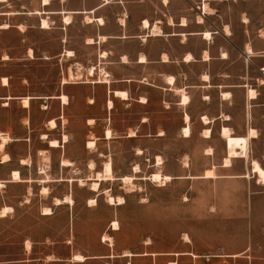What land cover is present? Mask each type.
Returning <instances> with one entry per match:
<instances>
[{"label": "crops", "instance_id": "1", "mask_svg": "<svg viewBox=\"0 0 264 264\" xmlns=\"http://www.w3.org/2000/svg\"><path fill=\"white\" fill-rule=\"evenodd\" d=\"M36 1L23 0L18 4L17 0H0V26L9 24L8 28L0 29L15 27L25 32L28 20L14 23V18L29 17L37 11L42 12L39 14L42 30L51 29V20L58 18V50L44 58L55 63L62 75L73 73L79 76L75 83L89 89L84 97L90 100L89 107L100 108L98 102L102 101L103 115L94 113L87 118L91 121L88 123L91 129L105 122L103 133L95 137L96 146L98 140L107 144L106 148L98 150L100 156L113 154L112 143L117 137L131 140L166 137L167 130L162 126L160 114L172 112L178 114L175 121L179 124L177 138L200 141L201 155L209 161L203 168L195 169L192 153H179L177 157H180L185 178L221 180L247 176L248 173L251 175L254 158L245 167H236L233 159L230 165H225L228 141L223 129L228 128L235 136H248L251 130H255L256 136L250 141L260 136L259 125L264 123V0H115L106 4L102 0H95L92 4L85 0L77 3L50 0L49 4L44 0ZM87 17H92L93 21H88ZM43 19L49 21L50 28L42 27ZM21 25H24V30ZM206 33L210 36L207 37ZM91 70L95 72L93 76ZM98 77L107 80H96ZM8 80L9 83L4 85L0 78V134L10 137L0 148V222L17 219L21 206L30 210L35 193L40 197L39 214L51 216L59 206L70 203L64 202L65 195L51 196V202L47 201L52 194V183L62 180L42 182L51 167L40 157L53 149L64 150L66 142L59 130V119L71 103V95L65 91V84L69 83L63 82L58 94L30 96L31 100L42 99L48 105L44 108L48 110L52 103H57L59 107L57 114L48 111L39 127L33 124L35 115L31 112V101L29 106H24L23 98L27 96L14 93L10 77ZM101 90H104L102 98L99 97ZM251 90L255 92L254 97L249 94ZM118 92L126 93V97ZM62 95L69 97V103H63ZM184 98H187L186 101ZM16 103L22 104L28 113V124L14 122L11 107ZM133 106L139 108V112H134L135 120L122 128V118L128 113L126 110ZM51 120H56L55 128L49 125ZM187 127L190 134L185 135ZM19 130H22L20 134ZM108 130L112 132L111 137L106 136ZM44 134L47 137H43ZM216 137L224 144L221 158L216 157L218 152L213 144ZM53 139L58 140L60 145H50ZM147 151L149 148L139 146L136 154L146 156ZM152 155L154 161L151 167L155 171L172 178L184 177L167 172L166 159L158 164V157L166 156L163 151L153 152ZM184 156L187 163H183ZM63 160L65 158L62 157L59 161L61 170L72 165H63ZM110 162L112 164V160ZM208 170H213L215 176L206 177ZM16 171L19 172V179L14 177ZM103 171L113 174V166L110 169L105 166ZM44 187L48 192L43 191ZM56 199L63 202L56 203ZM6 208L7 212L3 213ZM45 208H50L52 213H44ZM31 239V249L26 247L28 239L24 240L25 253L34 249V240ZM125 252L121 257H129L124 255ZM146 254L132 253L131 256ZM185 255L191 259L202 256L194 248L185 251ZM73 256L70 259L79 262ZM112 256L114 254L95 257L98 260ZM27 261L0 260V264ZM172 262L178 264L177 260L169 264Z\"/></svg>", "mask_w": 264, "mask_h": 264}, {"label": "rangeland", "instance_id": "2", "mask_svg": "<svg viewBox=\"0 0 264 264\" xmlns=\"http://www.w3.org/2000/svg\"><path fill=\"white\" fill-rule=\"evenodd\" d=\"M17 1L19 4L23 0ZM79 1L71 0L72 3ZM85 1L92 4L95 0ZM25 20H28L25 32L15 27L0 29L1 81L4 76L10 77L13 92L19 96L35 98L58 94L64 78L79 80L78 75L75 79L62 75L55 63L44 58L58 50L60 21L54 17L50 22L51 29L46 30L41 29L38 14L14 18V23H25ZM6 54L10 56L9 60H4ZM100 78L104 79L98 77L96 80ZM75 82L65 84L71 103L59 119L60 133L67 136L64 150L53 149L40 157L41 161L50 164L47 173L50 177L63 178L52 183V194L47 201L51 202V196L70 195L74 203L59 206L54 215L41 216L40 197L35 193L30 210L21 206L17 219L0 222V260H28L21 264H169L174 260L178 264H264V184L258 176L248 173L247 176L221 180L185 178L180 157H177L179 153L191 152L195 169L203 168L209 161L201 155L200 141L177 138L179 124L175 121L178 114L172 112L160 114L162 126L167 130L166 137L157 140L117 137L112 143L113 154L100 156L98 150L107 147L106 141L98 140L97 146L93 147L88 146V142L94 140L96 143L95 137L103 133L105 122L91 129L88 124L91 121L87 118L94 113L103 115L105 109L102 101L98 102L100 108L89 107L90 100L84 98L89 89ZM103 94L104 90H101L99 97L102 98ZM45 106L48 107L42 99L31 100L34 125L40 127L48 111L52 114L59 112L57 103H52L49 110ZM11 110L14 122L28 124V113L22 104H13ZM138 110L136 106L126 110L128 113L122 118V128L134 122V112ZM259 126V138L249 140V157L233 158L236 167H245L253 158L264 166V123ZM213 144L218 152L216 157L221 158L223 141L216 137ZM227 145L229 154L232 145L229 141ZM139 146L149 148L146 156L136 154ZM156 151L166 154L165 158H160L162 161L166 159L167 172L184 177L172 178L165 184L143 179L158 172L151 167L152 153ZM62 157L72 163L64 170L59 168ZM186 158L184 156L183 163H187ZM110 160L115 180L102 182L100 193H96L91 190L95 173L104 172L105 164ZM90 163L95 164L94 169L90 168ZM140 164L143 170L136 173L135 166ZM126 175L135 176L134 188L129 189L120 179ZM106 189L109 192H104ZM109 194L123 196L125 202L110 204ZM93 197L97 198V203L90 206L88 199ZM114 221H118L119 229H113ZM105 235L112 237L111 246V241H104ZM30 238L34 240V249L25 253L24 240L28 239L26 247L31 249ZM191 248L202 256L195 259L186 256L185 251ZM125 251L148 254L121 257ZM74 254H83L87 260L74 262L70 259ZM102 254L114 256L97 260L95 256Z\"/></svg>", "mask_w": 264, "mask_h": 264}, {"label": "bare ground", "instance_id": "3", "mask_svg": "<svg viewBox=\"0 0 264 264\" xmlns=\"http://www.w3.org/2000/svg\"><path fill=\"white\" fill-rule=\"evenodd\" d=\"M46 4H49L50 3V0H44ZM45 12V11H44ZM38 15L41 14L42 12H39L37 11L36 12ZM67 19V21H69V17H65ZM88 21H93V18L92 17H87ZM102 21V20H101ZM184 21V20H183ZM145 25L148 26L149 23L148 21L145 22ZM0 27L2 28H8L9 27V24H4V25H1ZM23 30H24V25H21L20 26ZM42 27L43 28H50V23L48 20L46 19H43L42 21ZM154 32H156L155 30H153ZM206 36L209 37L210 34L209 33H206ZM70 54V52H69ZM4 59H9V56L8 55H5L4 56ZM91 75L93 76L95 74L94 70H91L90 71ZM75 75L73 73H71L70 75V79H75ZM107 80V78H105L104 80L103 79H100V81H105ZM3 84L4 85H7L9 83V80L8 78L4 77L3 78ZM64 83H70V82H75V81H71V80H68L66 78H64L63 80ZM118 94L122 95L123 97H126V93L124 92H118ZM250 96L251 97H254L255 96V92L254 90H251L250 91ZM63 101L64 104H67L69 103V97L67 95H62L60 97ZM187 98H184V100L186 101ZM30 101H31V97L30 96H27V97H24L23 98V104L24 106H29L30 105ZM109 105L111 106L112 105V102L110 101L109 102ZM188 118V117H187ZM207 120V118H205ZM49 125L52 127V128H55L57 126V122L56 120H51L49 122ZM185 135H188L190 134V129L187 127L185 130ZM207 134L209 132H206ZM252 133H255V135H253ZM131 134H133V132H131ZM223 135L226 137V139L231 143L232 147L231 149L229 150V154L228 156L225 158V165H230L231 162H232V159L234 157H244V158H248L249 157V140L251 137H255L256 136V132L255 130H251L248 134V136H235V135H231V132L228 128H224L223 129ZM106 136L107 137H111L112 136V132L111 130H108L107 133H106ZM0 137L2 138V143L0 144V148L2 149L3 146L5 145V143L7 141L10 140V137L8 135H2L0 134ZM43 137H47L46 134L43 135ZM67 141V136L65 135L64 136V142ZM50 145L52 146H59V141L56 140V139H53L50 141ZM88 146L90 147H93L95 146V141H89L88 142ZM4 158H7V156H5ZM162 163V159L160 157H158V164H161ZM63 165H71V162L68 161V160H63ZM112 166L111 162L109 161L108 163H106V169H110ZM92 169H94V164L92 163L91 164V167ZM141 169H140V166L139 165H136L135 166V172L138 173L140 172ZM252 173H254L256 176H258L259 178V181L262 182V184H264V167L260 164V162L258 160H253L252 161ZM206 177H214L215 174L213 172V170H208L206 171L205 173ZM14 177L16 179H19L20 178V175H19V172L16 171L14 172ZM146 179V177H143V179ZM150 180L152 181H155V182H161L163 184H165L166 182L170 181L172 179L171 176L169 175H162L160 172H156V173H152L150 175ZM59 180H63V178H59V179H52L47 173H46V177L44 179H42V182H49V181H59ZM72 181L74 179H71ZM111 180H115V177L113 176V174L111 173H107V172H97L95 173V176L93 178V181H92V185H91V190H93L94 192L96 193H100V186H101V183L104 182V181H111ZM121 180L125 183L126 186L129 187V189H132L134 188L135 186V176H123L121 177ZM80 182L82 184H85V181L84 180H81L80 179ZM43 191L46 193L48 192V189L47 187H44L43 188ZM104 192H109L108 189H106ZM63 201L60 200V199H56V203H62ZM64 202H67V203H70V204H73L74 203V200L71 198L70 195L66 196V198L64 199ZM108 202L110 204H115V203H118V204H123L125 202V199L124 197L122 196H118L117 198H115L113 195L109 194L108 195ZM97 203V199L96 198H92L89 200V204L92 206V205H95ZM8 210V208L4 209L3 210V213H6ZM46 214H50L52 213V210L50 208H45L44 209ZM113 229L116 230V229H119V223L118 221H114L113 224ZM104 241H111L112 243V237L110 236H107L105 235L104 236ZM126 256H131L132 253L130 252H125ZM73 259L75 261H84L86 259L85 256H83L82 254H75L73 256ZM170 264H176V262H172Z\"/></svg>", "mask_w": 264, "mask_h": 264}, {"label": "built area", "instance_id": "4", "mask_svg": "<svg viewBox=\"0 0 264 264\" xmlns=\"http://www.w3.org/2000/svg\"><path fill=\"white\" fill-rule=\"evenodd\" d=\"M102 1L104 4H106V3H109V2L114 1V0H102Z\"/></svg>", "mask_w": 264, "mask_h": 264}, {"label": "snow or ice", "instance_id": "5", "mask_svg": "<svg viewBox=\"0 0 264 264\" xmlns=\"http://www.w3.org/2000/svg\"><path fill=\"white\" fill-rule=\"evenodd\" d=\"M205 79H207L206 77H205ZM253 135H255V133H252ZM10 211V210H9Z\"/></svg>", "mask_w": 264, "mask_h": 264}]
</instances>
